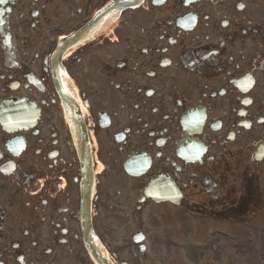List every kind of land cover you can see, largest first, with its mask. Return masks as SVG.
<instances>
[{"label":"flooded vegetation","instance_id":"obj_1","mask_svg":"<svg viewBox=\"0 0 264 264\" xmlns=\"http://www.w3.org/2000/svg\"><path fill=\"white\" fill-rule=\"evenodd\" d=\"M110 1L0 0V99L31 103L24 126L0 123V264H94L83 203L119 264H178L179 247L231 259L243 243L264 256V0H145L55 57Z\"/></svg>","mask_w":264,"mask_h":264}]
</instances>
